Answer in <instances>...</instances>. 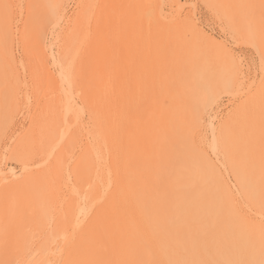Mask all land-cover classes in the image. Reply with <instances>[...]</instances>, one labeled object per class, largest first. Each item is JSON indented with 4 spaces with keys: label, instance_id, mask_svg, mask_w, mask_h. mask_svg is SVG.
<instances>
[{
    "label": "bare ground",
    "instance_id": "6f19581e",
    "mask_svg": "<svg viewBox=\"0 0 264 264\" xmlns=\"http://www.w3.org/2000/svg\"><path fill=\"white\" fill-rule=\"evenodd\" d=\"M31 1L32 0H29L28 4ZM81 1L77 3V8L80 7L81 3L84 2ZM90 1L91 0H86L83 3L84 9L89 7ZM169 1L170 2L168 6L170 7L167 8L168 10H166V7L162 6L163 0H102L101 5L97 10V15L94 16L92 14L94 18L96 17V28L93 32L96 40L95 45L90 48L88 47V49H85L88 54L87 57L89 58L87 60V64H83L81 66L79 65L74 73L71 71L72 68L70 69L67 63L62 61V56H57V52L59 50L55 49L53 46H51V44H46L45 38L40 34V31L35 24L34 17H36V14L32 15L30 22L31 27L27 32V29L24 31V33H26L23 38L25 43L27 44V49H32L33 55L37 53L35 55V59H38V62L37 68L34 67L35 69H30L29 67L24 66L25 71H29V73L27 72L28 74L24 76V78L26 79V77H28L33 82V84L35 81V92L36 90H40L44 84L45 86L48 85L49 87L50 85H52L50 87L51 89H49V91L51 90V92L44 93L45 91H42L45 95H49H47L48 98L45 102H38L35 98L36 100H34V104H36L37 101V105L35 108H37L38 111L41 110V114L42 112L48 111L49 113L52 112L54 117L58 115L61 116H59V120H56V123L55 121H52L51 124H53L54 122L55 126L53 124L52 126L50 125V127H48V125H41L39 127L37 123V132H35L36 124L34 126V124L32 123L33 120H31V123L34 127H30V130H28L29 132L27 131L28 133L26 132L24 135L19 136L17 140L15 138L16 141H14L15 146L13 148V153L17 154L16 152H19L22 156L25 150H29L27 149V146L29 145L30 152L32 151L35 155H39L38 158L40 167L41 163H44L42 165V168L37 172H40V176L42 177L44 176L47 179H54L50 185L51 189H48L45 193H41V200L44 205V208H42L41 211V216L45 217V215L47 214V219H49L48 215L51 216L53 212H55L54 214H56V217L54 227L53 230H50L46 236V241L43 248L41 249L39 258L35 263L30 262L31 264H88V262L92 261H105L108 262V264H154V262H159V264H183V262L187 263L172 251L173 245L171 246L169 242H167L162 237L159 228L155 224L152 216L153 206L150 205L149 199L150 197H152V195H155L154 192L158 190V185L156 183L148 185L145 183V180H142L137 176L136 167L138 164H136L133 156L135 145L137 144L138 139L141 138L143 134L144 136L142 138L144 140V138L146 137L145 135L149 133L147 131L150 128L149 126H152V120H155L152 116V111H149L150 109L148 110L146 104L148 103L147 100L149 99V95L151 94L152 89L156 90L160 88L157 85L164 84L161 76L163 74L165 75L163 71L165 66L163 64V61H167L168 59L163 61L161 59L170 51L172 45V37L177 32L181 34V32L185 31L183 27V20L187 18L194 19V17H192L193 14L191 15L188 14V12H184L180 0ZM65 2L66 0H57L56 5L58 7V10L65 11ZM119 2H122V7L125 9L124 12L126 14L124 13V15L129 18H127L129 20L127 26L128 32H126L127 34L122 35L116 32V29H118V25H120L119 23L123 21L121 18L122 16H120L119 14L120 11L118 12L120 8ZM93 4L95 3L93 2ZM16 6H18V4H16ZM172 7H174V9H172ZM20 10L22 12V9ZM9 12L10 9L8 10V14ZM150 13H153L152 20L154 23L152 25L150 24L149 28H147L148 26L146 27L145 20L147 19V15H151ZM19 14L17 16H19ZM21 14H23V12ZM89 15L88 17L90 18ZM86 16L87 15H85L84 12H81L74 18L75 20H77H74L73 23L76 24L78 28V34L80 32L83 33V30L86 29L84 28V25L86 24ZM72 17H68L66 20V23L69 26L73 21ZM7 18H9V21L6 23L3 31L7 34V38L10 36V38L14 39L16 30L13 29V17L10 15ZM55 18H57V16ZM66 23L64 25L67 26ZM251 24L258 32L260 18H258L256 21L252 19ZM72 26L75 27V25ZM64 27L65 26H63V29ZM238 27L240 28L242 33H247L249 20H240ZM199 28L204 34L214 40V38L210 34H208L203 27L199 25ZM90 30L88 31V33L90 32ZM20 32L21 31H19V33ZM21 34H23V32ZM109 34H112L115 37V40H120V43L123 42V38L125 37V43H123L125 44L124 50L127 49V52H120L124 53L125 56L119 53V57L122 58L120 61L115 62L113 60V56H115V54L113 56L110 55V48L107 47L108 45H105ZM81 35L78 36V38H80ZM83 38L85 39V35ZM83 38L81 39L83 40ZM17 39L19 40L18 37ZM66 40L67 39H65L64 41ZM184 40L186 41L187 39ZM80 41L77 42V45L82 42ZM91 41L92 40H90V44H92ZM176 41L174 43L175 45ZM179 42L178 44H180V47H177V45L176 47H174V51H176L174 52V54L178 53L179 55H181V50H184V48L182 47L183 45ZM186 43L188 42H185V45ZM256 44L259 45L258 38L256 40ZM70 46H67L66 49H64L65 53L70 52ZM103 46L108 48L109 51L105 49V47L103 48ZM130 46L134 52L142 48V56L146 59L148 58V62L145 61V59L144 63H140L141 61L137 62L135 60V63L137 65H132L130 61L131 56L128 49V47ZM63 47H65V44ZM119 47H122L123 49V46L119 45L115 49L119 50ZM209 48L211 49V52H213L212 54L216 56L217 51L212 49L213 46H209ZM122 49H120V51ZM103 50L105 51L103 52ZM126 54L129 58L126 56ZM50 56L53 58V61L55 59L58 67L55 66L56 68H53V65H51L52 63L48 64ZM108 56L109 58H107ZM178 57L179 56H177V59ZM17 58L18 57L14 56L11 53V73L16 79L18 86L19 81L23 79V74L21 73L22 70L20 71V65H22L23 61L19 63V60ZM171 58L169 59L171 60ZM175 64L173 67L175 68L176 66L178 68L179 65L177 66ZM22 68L23 67H21V69ZM165 68H167V66ZM167 71L170 72V70ZM179 72H181L180 69L178 73ZM128 74H132V77L130 79H128ZM133 74H135V78ZM181 74L182 73H179L178 75ZM28 78L26 79L27 81ZM79 83L81 84L83 89L80 90L82 95L79 99H75V97L72 96V89L79 85ZM248 83L246 84V81L243 77L242 81H240L239 84L235 85L234 83L233 85L235 86H233V88H228L232 89V94L234 95V97H236V95H238L245 89H247V93L251 91L252 92L250 94L248 93L249 95H247L244 100H242L241 102L239 101L240 103H238L237 105L235 104L236 107L233 109V112H231V114H228V118L230 120H227L228 123L223 130L224 132L222 131L223 134H219L216 136L215 133L218 134L219 132H214L215 121L211 119V121L209 120L210 127L213 130V140H211V147L213 148V150H216L217 148L218 150H220V145L228 141L229 138L232 139L234 133L236 134L237 132L240 134H244L242 132V129H244L245 127V121L249 119H254V125L252 128H250L249 133H245L247 135V138L245 139L246 141L243 140L246 142V145L244 144L245 142H243L245 148L250 146L251 143L255 141L253 140L255 139V137L257 138L259 136L258 130L262 126L260 100L261 94L262 92H264V84H262L261 80L259 84L250 83V85H248ZM180 85L182 84H179L178 86ZM176 90L178 89L176 88ZM80 102L84 106L83 110L81 108L78 109L77 107ZM32 108H34V106ZM184 111L185 109L182 112ZM30 112L33 111L31 110L29 111V113ZM69 112L72 113L69 114ZM82 114L85 115L86 120H84L83 118L82 121L76 123L80 115ZM80 118H82V116ZM35 119L37 120L36 117ZM44 120L45 119H43L42 122H44ZM139 121H142L139 131L144 125L145 131L144 129L143 131L145 133L147 131L146 134L141 130L142 134L140 135L141 132L137 131V125L140 123ZM222 124L223 123H221V127ZM138 132L140 137H138ZM34 134H36V136H34ZM79 135L82 136H80L79 138ZM76 141L77 143H81L82 149L76 159V163L71 166V169H69L67 164V161L69 159V155H67V153L69 152H67L68 150L66 149V147L70 146V144L74 145ZM248 141L251 143L248 144ZM237 142H239V138ZM30 145L32 147H30ZM232 148L233 147H231V150ZM232 153L228 152V156L230 157V166L233 168L232 171L234 172V169H238L239 167L243 172L245 170V168H243L244 165H242L241 168V164L242 162H244L242 161L243 159L241 160L242 162L239 161V163L241 162V164L237 163L235 159L231 158L230 155H233ZM244 153H246V151ZM238 156H240V154ZM49 157H51V160H49ZM240 157L244 158L243 156ZM246 159L247 158H245V161ZM61 160L65 162L63 165L59 163ZM23 163L24 167L23 169L21 168V172H27V174H25L27 176L35 175V167L37 165L34 167L35 172H32L30 171L31 166L25 161ZM148 171V173L150 174L148 175V178H153V170L150 169ZM245 171L243 172L244 175ZM243 174H234L235 184L237 185L238 191L244 198L243 200H245L246 203H248L255 210L257 216L262 217L261 221H263L264 204L257 197H254L255 195L252 194L247 189V187H245V184L241 179ZM0 175L2 176H0L1 203V201L12 191V189L10 190V188H5L3 186L4 184H2V181H9V178L16 177L17 174L15 173L13 168H11V170H7L1 167ZM72 175L75 180L73 184L79 187V191L76 187L75 189H77V191H75L73 187L74 185L72 187L69 186V182L71 181L70 176ZM246 175L251 179L254 178L253 173H246ZM221 178L223 187L222 197L225 201V207L221 212L214 211L213 209H207L206 214L203 215L204 220L202 221V223L204 224V230L208 229V231L206 234H204L205 231H201V233L204 235L202 236V238H198L197 244L202 243L200 245L198 244L197 247V249L202 252L199 256L202 255L203 257H206L209 254L212 258H223V256H225V259L229 260L231 264H259L258 262H261L262 260L261 257H264V252H258L257 245L252 246L250 241L251 238L247 231L249 220L247 219L246 215L243 212L241 213V210L234 204L236 198L234 196L233 185H230V181L225 179L226 177L224 178L222 176ZM74 191L75 193H77L74 194ZM205 221L207 223V227H205ZM50 222L52 223L53 221ZM254 224L258 228H264V224L259 221H255ZM48 226L50 225H47V227ZM175 227L176 225L174 226V228ZM51 234H53V238H55L53 239V241H50V238L48 237ZM208 239H211L212 243L208 246L209 249H203V243ZM214 261H216V259Z\"/></svg>",
    "mask_w": 264,
    "mask_h": 264
},
{
    "label": "rangeland",
    "instance_id": "374dc122",
    "mask_svg": "<svg viewBox=\"0 0 264 264\" xmlns=\"http://www.w3.org/2000/svg\"><path fill=\"white\" fill-rule=\"evenodd\" d=\"M28 1L29 0H0V169L1 167L7 170H11V168H13V170L17 174L16 177H11L12 179L9 178V181H2V184H4L3 186L5 188H10V190L12 189V191L0 203V264L35 263L41 254V249L45 244L47 234L50 230H53L56 217V214H54L55 212L53 211V214L51 212V216L48 215L49 219H47V214L45 215V217L41 216L42 208H44L41 200V193H45L48 189H51L50 185L54 179L52 180V178L47 179L44 176L42 177L40 176V172H37L42 168V165L44 164L41 163L40 167L38 158L39 155H35L32 151L30 152L29 145L27 146V149L29 150H25L22 156L19 152H16L17 154L13 153V148L15 146L14 141H16L19 136L24 135L28 130H30V127L32 128L36 124L35 132H37L38 125L39 127L41 125H48V127H50V125L52 126L53 124L55 126L56 120H59V116H61L58 115L54 117L53 113H49L48 111L42 112L41 114V110L38 111V109L35 108L37 105V101L43 103L47 100L48 94L45 95L44 93L51 92V90L49 91V89H51L50 87L52 85H50L49 87L48 85L45 86L44 84L40 89L41 91L36 90L35 92V81L33 84V82L28 77H26V79L28 78V81L24 78V76L29 73V71H25L24 66L29 67L30 69H35L37 68L38 59H35V55L37 53L33 55L32 49H27V44L25 43L23 36L31 27L30 22L32 15L36 14V17H34L35 24L37 25L40 34L45 38L46 44H51V46L59 50L57 52V56H62V61L66 62L70 69L72 68L71 71L74 73L79 65L81 66L83 64H87V60L89 58L87 57L88 54L85 49H88V47L90 48L95 45L96 40L93 32L96 28V17L94 18V16L97 15V10L101 5L102 0H91L89 2V7L85 9L83 3L86 0H66L64 4L65 11L58 10V7L56 5L57 0H32L29 4ZM80 1L84 2L81 3L80 7L77 8V3H79ZM98 1L100 4L98 3ZM180 1L183 6L184 12H188V14L191 15L193 14L192 17H194L195 21L198 22L199 25L203 27L204 30H206V32L210 34L216 42H218L219 46L212 48L213 50L217 51V54L216 56L213 55V52H211V49L207 45H196L194 42H189L188 40L185 41V31L181 32V34L177 32L175 34L177 36L174 35L172 37L171 42L173 47L171 45V49L168 52L169 54L167 53L168 55L166 54L161 59L162 61L168 59L167 61H163V64L165 65L163 69L165 75L163 74L161 76L164 84L157 85L160 88L156 90L152 89V92L149 95V99L147 100V108L148 110L150 109L149 111H152V116L156 121L151 119V125L153 127L149 126V130H147L149 132L148 134H146L147 131L146 133L144 132L145 128L143 125L141 130L143 131L144 129L143 132L146 134L144 140L142 138L144 135L142 134L141 130L139 131L142 121H139L140 123L137 125V131L141 132L140 135L142 134V136L138 139L137 144L135 145L136 152H133L135 162L139 165H137L136 167V174L139 178L145 180L146 184L152 185L153 183H156L158 185V190L154 192L155 195H152V197H150L149 199L150 205L153 206V220L159 228L162 237L167 242H169L171 246L173 245L172 251L178 257L180 256L179 258L187 262H183V264H231L229 260L225 259V256H223V258H212L210 254L206 257H203L202 255L199 256L202 252L199 251L197 247L198 244L200 245L202 243L197 244L198 238H202V236L208 231V229L204 230V224L202 223V221L204 220L203 215L206 214L207 209H213L214 211L221 212L225 207V201L222 197L223 187L221 177H226L225 179L230 181V185H233L234 196L236 198L234 204L241 210V213L243 212L246 215L247 219L249 220L247 231L251 238L250 241L252 246L257 245V251L264 252V228H258L254 224L255 221H259L264 224V220L261 221L262 217L260 216V218L259 216H257L255 210L248 203H246L245 200H243L244 198L238 191L237 185L234 181L235 173L243 174V172L246 170L245 175L243 174L241 178L243 180V183L245 184V187H247V189L255 195L254 197H257L264 204V133L261 132V126L258 130L259 136L257 138L255 137V139H253L255 141L252 140V143L248 141V144L251 143V145L245 148L244 144L246 145L245 139L247 138V135L245 133H249L250 128H252L254 125V119H249L245 121V127L244 129H242V132L244 134H240L237 132L236 134L234 133L232 139L229 138L228 141L220 145V150H218V148L216 150H213V148L211 147V140H213V130L210 127V121H215L214 132H219L218 134L215 133V135L217 136L219 134H223V130L228 123V114H231L236 105L244 100L247 95L252 92H248V94L246 92L247 89H245L244 91L240 92L241 94L239 93L238 95H236V97H234V95L232 94V89H228L231 87L233 88V86L239 84L240 81H242L240 78L236 77V72L234 70L232 62V56H235L238 60L240 59L243 61L244 71L242 74L244 80L246 81V84L250 81L248 85H250V83L259 84L260 80L264 81V69L261 68V50L259 49V47H253L250 43H246L243 39L234 38L230 20L226 17L222 18L224 17V9L217 8L216 6L224 4L256 5L257 7L254 10V17L252 18L254 21H256L258 18H260L259 6L262 0ZM15 2L16 4H18V6H16ZM93 2L95 4H93ZM169 2V0H163L162 2V6H165L166 10H168L167 8L170 7L168 6ZM5 3L12 6L10 9L11 14L9 12L8 17L10 15L13 17V29L16 30L14 39L10 38V36L7 38V34L3 31L6 23L9 21V18L5 19L6 10L3 7ZM119 3L120 8L118 12L120 11L119 14L120 16H122L121 18L123 21L119 23L121 27L120 25H118V29H116V32L122 35L127 34L126 32H128L127 26L129 23V18L124 15L125 9L122 7V2ZM14 9L16 10V12ZM20 9H22L23 14H21L22 12ZM172 9H174V7H172ZM81 12H84L85 15H87L85 18L86 24L84 25V28L86 29L83 28V33L80 32L78 34V28L73 22L75 20L74 18ZM18 14L19 16H17ZM92 14L94 16H92ZM150 14L151 15L146 16L149 22L147 19L145 20L146 23L144 22L146 27L148 26L147 28H149L150 24L152 25L154 23L152 20L153 13ZM88 15L90 16V18L88 17ZM56 16L57 18H55ZM148 16H151L150 19ZM68 17L73 18L70 26L66 23ZM240 20L238 21V25ZM65 23L67 24V26L64 25ZM72 25H75V27ZM63 26H65L66 28L64 27L63 29ZM25 30L26 32L24 33ZM89 30L90 32L88 33ZM19 31L21 32L19 33ZM22 32L23 34H21ZM80 35L81 37L78 38V36ZM84 35L85 39L83 38ZM17 37L19 38V40L17 39ZM81 38H83V40ZM124 38L123 42L125 41ZM65 39H67L68 41H64ZM80 39L82 42L80 41ZM90 40H92V44H90ZM79 41L81 42L79 43L80 46L77 45V42ZM119 41L115 40V37L112 34H109L105 43V45H108L107 47L110 48V55L113 56L115 54V56H113V60L115 62L122 59L119 57L120 52H127V49L124 50L125 42H122V44ZM175 41L177 47H180V44H178L179 41V43L183 45L182 47L184 48V50H181L182 53L180 51L181 55H179L178 53L174 54V52H176L174 51V47H176V45L174 44ZM185 42L188 43H186L185 45ZM64 44L65 47H63ZM118 45L123 46V49L122 47H119V50L115 49L118 47ZM67 46L71 47L69 53H65L64 51ZM104 47L105 46H103V48ZM108 48L105 47V49L107 50ZM120 49L122 50L120 51ZM128 49L131 56L130 61L132 65L136 64V61H141L140 63H144L148 60V58L146 59L142 56V48L138 49L135 52L133 51V49H131V46L128 47ZM104 51L105 50H103V52ZM11 53L14 56L18 57L17 59L19 60V63L23 61L22 65L24 64L23 66L20 65V71L22 70L21 73L23 74L22 76L24 80H20L18 86L16 79L11 73ZM120 54L124 55V53ZM176 55L179 56L178 59ZM51 58L52 57L50 56L48 64L52 63L51 65H53V68L58 67L55 59L53 61V58ZM107 58H109V56ZM169 58H171L172 61ZM71 62H74L75 65ZM174 64L177 66L179 65L178 68L181 71L179 73H182L181 75H178L179 69L176 66L174 68ZM166 66L168 69L165 68ZM170 66L172 67V69L174 68L173 71ZM21 67L23 68L21 69ZM166 69L170 70V72ZM165 71L171 74L173 72V74L171 75ZM23 72H25L26 74ZM133 75L135 78V74ZM128 76V79H130L132 77V74H128ZM180 77L182 82L180 81ZM234 83L235 85H233ZM179 84L182 85L178 86ZM80 86L81 84L79 83V85L72 89V96L75 97V99H79L82 95L80 91L82 89V86ZM176 88L178 90H176ZM42 91L45 92L43 93ZM35 98L37 99L36 104H34V100H36ZM80 104H78L79 106L77 105V107L78 109L81 108L83 110L84 106L81 102ZM33 106L35 109L32 108ZM184 109L185 111L182 112ZM31 110L33 112L29 113V111ZM35 112L36 114L38 113L37 115L39 116V118L35 114ZM70 113L72 112H69V114ZM83 115L84 114L80 115V117L82 116V118L79 117L80 120L78 119L76 123L82 121L83 118L84 120H86L85 115ZM34 116L37 118V120ZM43 119H45L44 122H42ZM31 120H33L32 123L34 124V126L31 123ZM52 121H55V123L53 122V124H51ZM221 123H223V129L221 127ZM139 132L138 137H140ZM34 136H36V134H34ZM80 136L82 135H79V138ZM238 138L239 142H237ZM235 141L237 142V144ZM243 142L245 143L243 144ZM76 143L77 141L74 145L70 144V146L66 147V149L68 150L67 152L71 153L72 157L75 160L77 159L82 149L81 143ZM30 147L32 146L30 145ZM231 147H233L232 150ZM245 151L246 153H244ZM228 152H233V155L230 156L231 158L235 159L237 163H239V161L243 159L242 161L244 162L241 161L242 164L241 162L239 163L241 164V168L242 165H244L243 168H245V170L242 169L244 170L243 172L239 167L238 169L236 168L237 171L236 169H234V172L232 171L233 168L230 166V157L228 156ZM69 153H67V155L70 156ZM239 154L243 157L245 155L246 156L242 158L238 156ZM245 158H247L246 161ZM24 161L31 166L30 171L35 172L36 168L35 175L27 176L25 175L27 174V172H21V168L23 169L24 167ZM36 165L39 167H37ZM32 166L33 168L35 166L36 167L33 169ZM150 169L153 170V178H148V175H150L148 173V170ZM246 173H253L254 178L251 179L250 177H247ZM21 174H23L24 176ZM70 180L72 184L69 182V186L72 187L74 185L73 182H75L73 175L70 176ZM73 187L74 189L76 187L79 191V187L75 185ZM77 189H75V191H77ZM235 190H237L238 192ZM75 191L74 194L77 193H75ZM50 221L53 222L51 223ZM47 225L50 226L47 227ZM175 225L176 227L174 228ZM205 227H207L206 221ZM201 231H205L204 234H202ZM48 237L50 238V241H53V239H55L53 238V234L49 235ZM211 243L212 240L208 239L203 243V249H209L208 246ZM215 259L216 261H214ZM261 259V262L258 263L264 264V257H261Z\"/></svg>",
    "mask_w": 264,
    "mask_h": 264
},
{
    "label": "snow or ice",
    "instance_id": "6c2138e0",
    "mask_svg": "<svg viewBox=\"0 0 264 264\" xmlns=\"http://www.w3.org/2000/svg\"><path fill=\"white\" fill-rule=\"evenodd\" d=\"M4 9L6 10V18L8 17V10L11 9V5L5 4ZM217 8L224 9V17L228 18L232 24V33L233 37L236 39H243L246 43H250L253 47H259L261 49V68L264 69V0H262L259 8H260V24L258 32L252 26L251 20L254 17V10L257 7L252 4H224L218 5ZM240 19L249 20V27L247 33H242L240 28L238 27V21ZM183 27L185 30V38L189 42H194L196 45H207L218 47V42L212 40L206 34H204L199 28L198 23L192 19L187 18L183 20ZM257 38L259 39V45L256 44ZM232 62L234 66V70L237 74V77L241 80L243 79L242 73L244 71L243 61L238 60L235 56H232ZM264 84V81H262ZM261 107V115H262V133H264V92L261 94L260 100ZM51 160V157H49ZM63 165L65 162L61 160L59 162ZM76 163V160L70 154L69 159L67 161L69 169L71 166ZM88 264H108L105 261H92L88 262ZM154 264H159V262H154Z\"/></svg>",
    "mask_w": 264,
    "mask_h": 264
}]
</instances>
